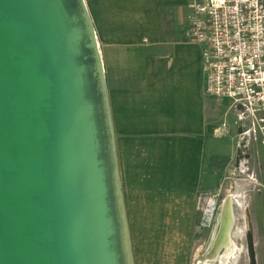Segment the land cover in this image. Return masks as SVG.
Segmentation results:
<instances>
[{
    "label": "water",
    "instance_id": "water-1",
    "mask_svg": "<svg viewBox=\"0 0 264 264\" xmlns=\"http://www.w3.org/2000/svg\"><path fill=\"white\" fill-rule=\"evenodd\" d=\"M251 188L236 186L225 199L204 260L226 245L227 264L236 250L231 198ZM0 264H134L84 0H0Z\"/></svg>",
    "mask_w": 264,
    "mask_h": 264
},
{
    "label": "crops",
    "instance_id": "crops-1",
    "mask_svg": "<svg viewBox=\"0 0 264 264\" xmlns=\"http://www.w3.org/2000/svg\"><path fill=\"white\" fill-rule=\"evenodd\" d=\"M84 2L104 66L134 264H191L206 172L234 152L219 135L238 131L236 113L205 94L188 0ZM235 140L238 148V133Z\"/></svg>",
    "mask_w": 264,
    "mask_h": 264
},
{
    "label": "built area",
    "instance_id": "built-area-1",
    "mask_svg": "<svg viewBox=\"0 0 264 264\" xmlns=\"http://www.w3.org/2000/svg\"><path fill=\"white\" fill-rule=\"evenodd\" d=\"M189 39L202 47L205 94L226 99L238 148L264 147V0H188ZM211 201L206 213L214 211Z\"/></svg>",
    "mask_w": 264,
    "mask_h": 264
},
{
    "label": "rangeland",
    "instance_id": "rangeland-1",
    "mask_svg": "<svg viewBox=\"0 0 264 264\" xmlns=\"http://www.w3.org/2000/svg\"><path fill=\"white\" fill-rule=\"evenodd\" d=\"M226 103L227 105L223 104L219 107L222 117L225 116L229 106L228 101ZM233 112L231 113L233 114ZM233 116H230V119H234ZM226 119H228V115ZM234 130L235 132L228 128L225 131H220L219 135L220 140H227L234 148V152L217 157L218 160L227 158L226 166L217 169L211 168L213 170L210 169V172H206V175L208 173L209 180L207 182L210 183V188L203 192L200 199L197 239L191 264H199L204 260L218 230V216L224 200L227 196L234 194L236 186L239 187L243 184L250 185L252 188L243 191L240 197L233 196L235 226L232 232V240L236 250L228 259L227 264H251L247 241L249 224L252 227L251 234L256 262L257 264H264V147L259 142L250 141L249 149L241 152L240 148H236L235 137L239 133L237 124H235ZM236 181L239 182L235 185ZM211 201L215 203L214 211L206 213L207 206ZM246 211L250 216L248 228L245 219ZM223 254L224 250L219 258H223ZM221 262L217 260L208 264H220Z\"/></svg>",
    "mask_w": 264,
    "mask_h": 264
},
{
    "label": "bare ground",
    "instance_id": "bare-ground-1",
    "mask_svg": "<svg viewBox=\"0 0 264 264\" xmlns=\"http://www.w3.org/2000/svg\"><path fill=\"white\" fill-rule=\"evenodd\" d=\"M224 201H225V200H224ZM231 201H232L231 208H232V214H233V224H232V228H231V231H230L229 238H230V240L233 242V240H232V232H233V229H234V226H235L234 199H233V197L231 198ZM223 204H224V202H223ZM219 215H220V216H219V218H218V220H219V221H218V230H217V232H216V234H215V236H214V238H213V240H212L210 250H209V252L206 254V256H207V255L210 253V251L212 250V248H213V246H214V244H215V241H216L217 235H218L219 230H220V226H221V216H222V212H221V211H220V214H219ZM249 218H250V216H249L248 212L246 211V212H245V219H246V222H247V228H248ZM251 230H252V229H251V226H250V224H249V230H248V232H247L248 248H249V243H250L251 240H252ZM225 247H226V245L223 246V247L220 249V251L217 253V255H216L213 259L202 261L203 264L212 263V262L217 261V260H218V262H221V261H222V257L219 258V256L221 255V252L225 249ZM248 253H250V250H249V249H248ZM206 256H205V257H206ZM230 260H232V259H230ZM202 262H200L199 264H202ZM220 264H222V262H221Z\"/></svg>",
    "mask_w": 264,
    "mask_h": 264
}]
</instances>
